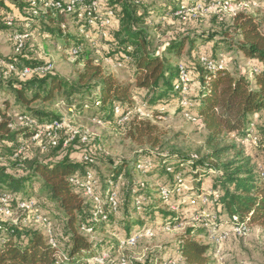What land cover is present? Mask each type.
<instances>
[{"label":"trees","instance_id":"1","mask_svg":"<svg viewBox=\"0 0 264 264\" xmlns=\"http://www.w3.org/2000/svg\"><path fill=\"white\" fill-rule=\"evenodd\" d=\"M6 1L18 13L15 15L4 0H0V34H9L11 43L14 32H26L37 35L43 42L61 43L63 48L77 47L75 60L80 59L81 70L74 79L60 78L54 69L24 79L15 72L3 75L0 71V191L10 195L12 210L17 201L32 199L37 213L50 223V238L56 245H50L44 229L38 224L13 225L0 217V264H55L58 253L65 255L63 264H84L92 257L113 253L117 251L118 240L126 239L134 232L144 228L172 229L183 223L191 210L186 202L181 203L182 198L202 191L207 184L218 194L214 211L220 220L236 217L238 222L251 229L259 228L264 232V175L261 176L264 174V32L259 28L257 16L240 9L229 16L230 26L226 30L202 36V43L214 41L213 49L221 41L243 55L248 68L230 71L222 64L223 57L215 58L207 51L197 53L201 44L195 42L196 34H172L163 43L162 51L152 49V20L164 23L165 17L180 12L181 0H156L164 13L160 17L156 16L159 13L157 4L149 6L147 0H101L102 7L114 14L110 36L102 40L105 44L103 54L111 61L116 58L123 61V67L115 70L128 69L132 80L122 82L92 57L95 50L79 33L80 23L75 22L73 13L65 9L32 8L25 0ZM215 1L200 2L207 7ZM219 1H227L233 6L243 2L249 7L261 5V0ZM195 3L198 2L191 4L188 1L184 9L195 7ZM8 17H12L11 26L6 25ZM69 25L74 28L73 36L68 32ZM29 37L18 54L14 53V48L10 56L0 54L1 58L14 64L17 71L48 63L37 64L32 55H27ZM187 44L191 59L172 64L167 54L177 57ZM123 55L127 57L126 61ZM202 56L213 65V71L202 64ZM178 64H183L191 75L189 108L180 105ZM34 103H41L42 108L33 110L31 105ZM143 105L154 121L169 115V111L160 112L161 107L193 116L196 119L193 124L202 127L208 134V141L213 143L210 154L201 158L198 154L176 151L161 150L155 154L144 151L131 162L110 165L107 178L101 181L94 169L95 161L100 158L94 154L95 149L86 147L90 139L86 144H81L78 138L71 142L83 146L76 159L74 152L67 150L71 143L63 148L62 141L56 148L46 151L37 148L38 152L47 154L38 158L31 156L30 151L36 147L28 143L29 129L8 126L15 114L26 115L38 124L65 119L56 117L55 110L52 114L44 112L48 106H53L57 110L71 111L73 115L89 112L96 123L111 122L118 127L129 124L128 138L138 144L157 146L158 138L153 136L155 126L141 121L137 115V109ZM114 107L122 113H130L124 124L117 123ZM255 119L261 122L258 131ZM250 125L258 138L257 145L251 148H256L261 155L260 165L254 168L238 156L221 161V156L235 147H219V139L231 135L242 143L250 134ZM21 146L25 147V153L13 157ZM83 154H88L93 163L84 162ZM146 160L150 161L149 168H140ZM86 172L93 174L103 199L100 214L82 193L80 185ZM134 174L148 178L151 185L138 183ZM178 174L187 184V190L178 191L179 184L175 180ZM207 179L209 181L204 183ZM33 185H36L33 192L37 195L30 194ZM163 188L168 193L166 200L160 195ZM108 189L115 194V212L106 201ZM172 206L176 210H172ZM40 207L45 213L39 212ZM183 231L175 242L159 253L171 250L172 258L184 264H209L214 246L199 240L210 239L205 229L188 225ZM98 232L112 236L115 241L92 240Z\"/></svg>","mask_w":264,"mask_h":264},{"label":"rangeland","instance_id":"2","mask_svg":"<svg viewBox=\"0 0 264 264\" xmlns=\"http://www.w3.org/2000/svg\"><path fill=\"white\" fill-rule=\"evenodd\" d=\"M191 1L195 5H199L202 9L206 10L204 14L198 19H191L189 13H185L184 10L173 14L172 17H165L164 23L161 20H152L150 36L152 38V49L163 50L168 37L172 34L177 35L178 33L184 34H196L195 42L201 45L198 46V51L205 54L213 53L215 58L223 57V65L225 64L230 71H236L237 68H248L243 55L239 53L235 47L221 44L218 41V45L213 49L214 41L202 43V36H209L219 34L222 30H226L230 26V14L224 9H214L213 3L210 6L203 7L201 0H185L183 6ZM149 6L156 5L157 12L156 16H161L164 13L161 12V7L158 6L156 0H147ZM260 6L247 7L246 11L250 14L257 16L258 24L261 32H264V0H261ZM190 4V3H189ZM195 6V7H196ZM195 7H190L192 10ZM161 12V13H160ZM155 14L153 18L156 19ZM74 28L69 25V33L75 35ZM219 37H216L217 39ZM232 38H235L234 36ZM87 41V39H86ZM96 47L92 57L96 62L101 63L103 69L106 72H112L116 74L120 81L130 82L132 80L129 70H115L111 68V65L106 64L104 57L105 44L100 38L95 40ZM61 43L52 44L49 41L44 43L37 35L30 34L28 52L27 55L31 56L35 60V63H43L45 61L51 62L54 65V72L60 78L63 79H74L77 72L81 70L80 59L71 61L67 52L69 48H63L60 46ZM0 48H5L6 56H10L13 50L12 43L10 41L9 34H0ZM189 45H185L179 56L174 57L172 54H167L168 59L172 64L184 62L189 60L188 55ZM214 50V51H213ZM5 56V55H4ZM102 61L104 64H102ZM12 104V103H11ZM47 105V104H46ZM138 105V104H137ZM33 110H39L42 108L41 103H34L31 105ZM55 110V112H54ZM169 115L162 117L160 120H153L152 118H142L141 121L149 122V124L155 126L153 136L158 138L157 146H151L149 143L138 144L131 138H128L126 132L129 124L118 127L114 123H96L91 119L89 112L80 113L78 115L71 113V111L59 108L55 109L53 106H48L44 112H54L56 117H63L69 120L79 130L88 132L90 135L89 145L86 146L88 149H95V155L100 158V161H95L94 169L98 172L99 179L105 180L108 176V167L112 164L115 165L120 162H131L136 155H140L146 151L149 153H157L161 150L179 152L181 154H198L201 158L206 157L210 154L213 148V143L208 141L207 132L202 127L191 123L182 112H176L169 108ZM53 113V114H54ZM144 117V116H143ZM256 118V117H255ZM260 121L255 119V126L257 131L259 130ZM218 141V140H217ZM73 142V141H72ZM71 143V142H70ZM219 147L222 146H234L235 149L225 152L220 160H231L235 156L248 161L254 168L260 165V154L257 153V149L251 148L246 144L241 143L231 135H223L217 142ZM71 147L67 150H72L74 159L77 158L79 150L83 149V146L75 142L71 143ZM31 156L43 158L47 154L38 152L37 148H33ZM46 154V155H45ZM134 178L138 183H143L148 186L151 182L146 177L138 176L134 174ZM209 179L205 180L207 183ZM210 183V182H209ZM31 188L30 194L37 195L33 192L36 189V185ZM29 190V191H30ZM40 213H45L41 207L39 208ZM49 217V216H48ZM51 219V217H50ZM54 221V220H53ZM183 229L162 231L158 228L155 230V236L140 241L137 245L132 248L125 249L124 251H115L110 253V262L107 264H117L122 258L127 264H184L177 259L172 258L171 250L168 253H159V251L169 244H172L176 239L183 233ZM92 240L101 242L113 243L115 238L98 232L92 236ZM202 243L212 245V241L204 238L199 239ZM214 246V244H213ZM215 248V246H214ZM162 252V251H161ZM220 258L219 261L213 254L209 259V264H264V232L259 228H252L248 235L244 238L237 239L231 237L229 241L222 244L220 247ZM89 261V260H88ZM86 261L84 264H91Z\"/></svg>","mask_w":264,"mask_h":264},{"label":"built area","instance_id":"3","mask_svg":"<svg viewBox=\"0 0 264 264\" xmlns=\"http://www.w3.org/2000/svg\"><path fill=\"white\" fill-rule=\"evenodd\" d=\"M28 5L32 8L38 9H65L74 14L75 22H79V33L87 39L93 48L96 47L95 40L100 38L101 40H106L110 36V29L113 25L114 14L110 9H105L101 5V0H25ZM182 4L185 0H181ZM185 6V5H184ZM185 13H189L191 18L196 19L197 16L204 14L206 10L202 9L201 6L195 5L196 7L192 10L184 9ZM214 9H224L229 12L230 15L235 14L240 9H246L249 7L248 3H240L237 6L229 4L227 1L221 2L216 0L213 5ZM12 17L6 19V25L11 26ZM61 28H65L64 25ZM30 35L26 32L16 33L11 35V40L13 43L14 53L18 54L24 44V41ZM95 38V39H94ZM79 48H70L67 52L71 61L75 60L78 55ZM124 60H127L126 56H122ZM200 61L206 67L207 70H214L213 65L202 56ZM106 64L111 65L113 69H120L123 67V61L119 58L113 61L105 59ZM223 63V62H222ZM54 69V65L51 62L39 65L37 67H24L17 71L14 64L7 62L0 57V71L3 75L9 74V72H15L20 78L24 79L31 74H46ZM177 80L179 85V91L181 95L180 105L182 108H189L191 104L188 101V94L190 92L191 85V75L183 64H178L177 67ZM141 107V108H140ZM137 109V115L139 117L151 118L148 111L145 110V106H140ZM160 112L168 111L167 108L161 107ZM114 115L118 116L117 123L124 124L130 115L129 112L122 113L118 107L113 109ZM185 117L191 122L195 123L196 119L188 113H183ZM144 116V117H143ZM11 129L25 128L29 129L30 135L28 138V143L41 151H46L48 148H56L62 141V147L65 148L70 142L74 141L76 138L79 139L81 144H86L89 141V134L86 131L79 130L73 127L68 120L59 119L52 120L50 122H45L38 124L26 115L15 114L14 119L8 124ZM250 134L247 136L242 143L248 145L249 147H255L258 143V138L255 132L252 131L253 125H250ZM25 147L21 146L17 149L13 157L25 153ZM195 158V156H191ZM82 160L86 163H93V160L88 154H83ZM150 166V161L146 160L143 162L140 168L148 169ZM264 174H261L263 176ZM175 180L179 184L178 191H184L188 189L187 184L181 180L180 174L175 176ZM96 179L91 172L85 173L84 182L80 185L83 190L82 193L88 198L90 202L93 203V207L100 214V207L102 205L103 199L98 193V186L96 184ZM203 190L186 197H183L181 203L186 202L189 205L190 214L183 223H180L175 228H163L162 231H171L184 229L186 226L190 225L192 227L204 228L210 240L214 244V256L221 261L220 258V247L225 242L229 241L231 237L241 239L248 235L251 228L238 222L236 217H232L229 220H220L214 211V200L218 197L216 191H213L211 187L207 184L202 187ZM106 201L110 209L115 212L117 209V203L115 200V194L111 189H108L105 193ZM160 195L167 199L168 193L166 189L160 190ZM11 197L9 194L0 191V217L3 221H8L9 223L16 225L22 223L23 225H33L38 224L44 229L45 235L49 238L50 245L55 247V243L50 238V228L51 225L47 219L41 214L37 213L36 204L32 199H22L17 201L14 210L10 207ZM172 210H176V207H171ZM156 230V229H155ZM155 230L151 228H144L141 232H134L131 236L126 239H119L117 242V250L124 251L125 249L132 248L137 245L140 241L150 239L155 236ZM1 231V226H0ZM66 260L65 255L58 253L57 262L55 264H63ZM110 262V254L104 253L100 256H95L89 259L88 263L91 264H107ZM117 264H127V262L122 258Z\"/></svg>","mask_w":264,"mask_h":264},{"label":"crops","instance_id":"4","mask_svg":"<svg viewBox=\"0 0 264 264\" xmlns=\"http://www.w3.org/2000/svg\"><path fill=\"white\" fill-rule=\"evenodd\" d=\"M4 2L7 4V6H9V8L12 10V12L15 14V15H17V9H15V8H13V6L12 5H10L6 0H4ZM44 43H46V42H44ZM0 54H2V55H7V54H5V48L3 49V48H0Z\"/></svg>","mask_w":264,"mask_h":264}]
</instances>
